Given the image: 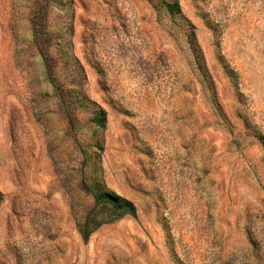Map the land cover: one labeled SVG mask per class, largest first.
<instances>
[{
  "label": "rangeland",
  "instance_id": "obj_1",
  "mask_svg": "<svg viewBox=\"0 0 264 264\" xmlns=\"http://www.w3.org/2000/svg\"><path fill=\"white\" fill-rule=\"evenodd\" d=\"M178 1L203 73L163 0H0V264H264V0Z\"/></svg>",
  "mask_w": 264,
  "mask_h": 264
},
{
  "label": "trees",
  "instance_id": "obj_2",
  "mask_svg": "<svg viewBox=\"0 0 264 264\" xmlns=\"http://www.w3.org/2000/svg\"><path fill=\"white\" fill-rule=\"evenodd\" d=\"M163 3L170 14L182 20L183 26L187 29L188 42L197 54L198 70L203 73L206 68L204 56L196 40L194 24L184 15L178 0H163ZM99 116L100 127L105 129L107 111L102 107H99ZM91 192L95 202L94 206L90 209L86 221L82 225L78 223V229L84 241H87L91 233L103 224L114 222L125 216L134 218L137 216V207L133 201L119 194L100 191L96 188H93Z\"/></svg>",
  "mask_w": 264,
  "mask_h": 264
}]
</instances>
